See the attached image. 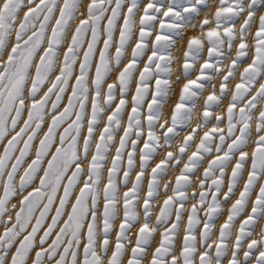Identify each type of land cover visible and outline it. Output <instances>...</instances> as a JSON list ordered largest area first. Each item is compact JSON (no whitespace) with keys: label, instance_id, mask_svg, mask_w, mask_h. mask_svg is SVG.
<instances>
[{"label":"snow or ice","instance_id":"obj_1","mask_svg":"<svg viewBox=\"0 0 264 264\" xmlns=\"http://www.w3.org/2000/svg\"><path fill=\"white\" fill-rule=\"evenodd\" d=\"M0 264H264V0H0Z\"/></svg>","mask_w":264,"mask_h":264}]
</instances>
